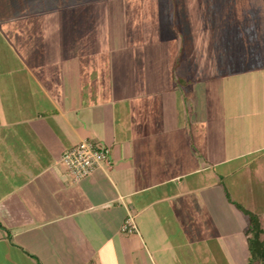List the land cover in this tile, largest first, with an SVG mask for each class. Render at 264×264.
<instances>
[{
  "label": "crops",
  "instance_id": "0c3cea01",
  "mask_svg": "<svg viewBox=\"0 0 264 264\" xmlns=\"http://www.w3.org/2000/svg\"><path fill=\"white\" fill-rule=\"evenodd\" d=\"M51 1L62 8L0 35V264H249L264 54L229 26L245 13L207 14V66L200 11ZM83 140L109 148L111 167L75 181L61 157ZM129 217L137 233L122 232Z\"/></svg>",
  "mask_w": 264,
  "mask_h": 264
},
{
  "label": "rangeland",
  "instance_id": "374dc122",
  "mask_svg": "<svg viewBox=\"0 0 264 264\" xmlns=\"http://www.w3.org/2000/svg\"><path fill=\"white\" fill-rule=\"evenodd\" d=\"M229 3H231L232 5ZM152 4H155L154 7L155 10H157L158 3L157 2L154 3L153 1L152 2L145 1L144 3L145 8L144 9L142 8L141 10L143 12L148 11L149 9H151ZM163 4H165L166 7L167 5H169L170 12L172 13L173 16L176 15L177 13H180L182 10H185L187 12L191 11L193 12V14L195 11L197 12L200 11L203 14V18L201 19V22H198L197 24L198 26L203 28V31L196 37L197 39L195 38L196 40L195 45L197 46V48H200L199 50L202 51V56H203L202 57L198 55L197 58L199 59L203 58L205 60V65H207L209 58L211 57L215 58L216 55H218L213 50L214 44L212 42V39L213 38L216 39L217 36L216 35L214 36V33L208 30L210 25L209 24L210 20L208 19L209 17L207 14H209L210 11L216 12L217 10H220L223 7L224 9H222V11L224 12H227L226 9H233L234 7V9H236L237 12L245 13V17H243V19L241 18L239 20L237 18V23H231L229 24V26L233 25V27L235 26L242 27L243 33H246L242 35L243 38H246L247 40V43L245 45L249 46L250 43L251 46L250 55H252V57L255 56V54H257L259 51L260 53L264 54V0H166V2H164ZM44 6L51 9L56 6H58L59 8L61 5L60 3H56V1H51V0L49 2L41 1L39 3L38 0H0V35L5 37L6 39L8 37L9 39L13 35L7 33L6 31L7 28L11 29L13 26H21V25L23 26L25 24L27 25V27H29L30 25L29 20L34 19L33 18L34 15L38 16V11L44 9ZM87 6L89 7V9H92L90 5L87 4ZM218 6L219 8H217ZM235 17H233L232 20L235 19ZM36 18L38 17H35V19ZM175 18H177V15L175 16ZM177 21L180 20L177 19ZM257 31L260 33L258 40L257 38H255V36L258 34ZM148 35L150 36L149 33ZM148 35L145 34L146 37ZM226 35L223 36L225 37ZM11 40L14 41L13 38ZM236 40L238 42H242V43L244 42L241 41L237 36H236ZM94 41L97 40L95 39ZM217 68L216 67L213 68V73L217 70L219 73L224 71L222 70L223 67H217ZM254 68L256 70L262 68V63H260L258 60L255 61ZM226 70L232 74L237 73L238 71L241 72L239 67L236 65L227 66ZM259 215L263 216L264 213Z\"/></svg>",
  "mask_w": 264,
  "mask_h": 264
},
{
  "label": "built area",
  "instance_id": "2783aa9c",
  "mask_svg": "<svg viewBox=\"0 0 264 264\" xmlns=\"http://www.w3.org/2000/svg\"><path fill=\"white\" fill-rule=\"evenodd\" d=\"M61 163L75 181H80L91 177L98 169L111 167V151L94 141L83 140L75 148L63 153ZM122 232L126 234L138 232L130 217L123 224Z\"/></svg>",
  "mask_w": 264,
  "mask_h": 264
},
{
  "label": "trees",
  "instance_id": "16d2710c",
  "mask_svg": "<svg viewBox=\"0 0 264 264\" xmlns=\"http://www.w3.org/2000/svg\"><path fill=\"white\" fill-rule=\"evenodd\" d=\"M245 213L248 216L245 234L248 236L250 247L249 264H264V215Z\"/></svg>",
  "mask_w": 264,
  "mask_h": 264
}]
</instances>
